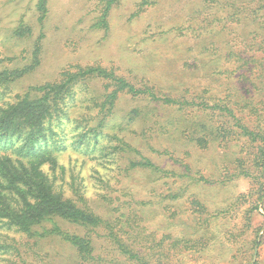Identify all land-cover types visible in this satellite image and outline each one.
<instances>
[{"label": "rangeland", "instance_id": "obj_1", "mask_svg": "<svg viewBox=\"0 0 264 264\" xmlns=\"http://www.w3.org/2000/svg\"><path fill=\"white\" fill-rule=\"evenodd\" d=\"M37 3L0 0V70L29 64L36 47L40 59L30 73L0 87V103L76 65H100L136 86L147 84L159 95L185 99L164 105L120 93L101 135L77 148L69 146L73 127L65 126L67 147L58 156L63 172L54 178L64 196L107 221L137 252L153 257L149 264H264V173L228 177L239 144L221 146L217 138L201 148L182 134L191 132V121L223 118L218 111L212 116L199 110L200 96H208L222 76L240 72L234 69L239 62L226 52L243 44V31L261 32L254 16L263 14L264 0H118L107 13V27L96 25L106 0H45L42 21ZM104 92L99 80L78 89L70 118L91 114L93 119L86 116L80 125H94L98 109L89 102L93 96L102 100ZM133 109L139 115L129 113ZM118 138L131 149L104 150ZM128 158H147L159 170H124ZM124 214L134 217L127 235L117 231ZM54 225L70 233L88 231L59 218L36 229ZM107 234L105 227L89 230L94 259L82 263L59 236H46L36 245V237L0 222V240L17 248V253L0 251V264H137ZM172 239H177L174 245Z\"/></svg>", "mask_w": 264, "mask_h": 264}, {"label": "trees", "instance_id": "obj_2", "mask_svg": "<svg viewBox=\"0 0 264 264\" xmlns=\"http://www.w3.org/2000/svg\"><path fill=\"white\" fill-rule=\"evenodd\" d=\"M117 1L106 0L96 25L107 27V13ZM261 8L264 9V3ZM37 9L40 14L38 20L42 21L45 0H38ZM262 13L254 16L256 23L260 24L261 32L243 31V44L236 50L229 49L226 52L228 58L234 57L236 62H239L234 69L240 72L236 76H222L224 80L216 88L209 92L205 90L209 93L208 96H200L201 101L197 106L199 110L206 115L211 113L212 116L217 115L215 111H218L223 118L191 121L190 125H187L191 132L182 130V134L189 141L201 148L207 147L211 140L217 138L221 146H226L228 142L239 144L234 157L235 168L232 173H225L228 177H254L255 173H264V11ZM251 21L248 20L244 25L245 29H248ZM16 32L22 35L23 31L19 28ZM232 47L233 45L230 46ZM39 62L36 47L31 52L29 64L21 68L0 70V87L30 73ZM231 70L225 71L231 74ZM212 73L222 75L219 69H214ZM91 80L103 83L105 92L102 94V100L93 96L92 102H89L90 105L93 104V108L98 109V121L94 125L86 124L81 127L80 123L84 117H93L91 114H85L80 119L70 118L69 104L75 99L78 89L82 86L88 89V82ZM222 91L224 93L219 96L218 93ZM120 93H127L134 98L147 96L151 101H161L164 105H178L185 101L159 95L147 84L136 86L117 75L114 70L100 65H76L62 69L57 79L29 86L25 93L17 95L14 100H4L0 103V222L3 225L28 238L36 237V245L46 236L57 235L75 249L76 256L82 263L94 259L89 230L105 227L108 237L129 260H134L137 264L150 263L149 259L153 257L137 252L124 238L120 239L115 234L107 221L77 206L73 200L64 196L63 191L54 183L56 173L59 170L63 172L58 156L67 147L63 141L65 126L73 127L72 132H75L74 140L69 146L77 148L84 139L87 142L91 139L97 140L103 131L104 121L112 112ZM179 108L183 109V106L180 105ZM129 113L139 115L138 109ZM189 114L193 118L197 116L196 111ZM164 127V133L170 135L171 130ZM179 129L181 131L178 127ZM118 140L115 145H106L104 150L131 149L123 139ZM45 166L51 174L44 170ZM135 167L159 170L147 158H128L124 170ZM55 218L84 227L88 231L83 234L70 233L57 225L44 227L41 231L36 229L43 221ZM133 220L134 217L131 218L130 214H124L117 231L127 235L126 229ZM176 240L172 239L171 245H174ZM159 242V246H162L163 242ZM10 249L16 250L17 253L16 246L0 240L1 252Z\"/></svg>", "mask_w": 264, "mask_h": 264}]
</instances>
